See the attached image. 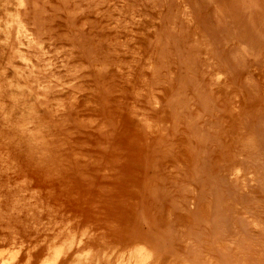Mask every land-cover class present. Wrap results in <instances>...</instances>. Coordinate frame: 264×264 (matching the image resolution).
<instances>
[{
  "label": "rangeland",
  "instance_id": "obj_1",
  "mask_svg": "<svg viewBox=\"0 0 264 264\" xmlns=\"http://www.w3.org/2000/svg\"><path fill=\"white\" fill-rule=\"evenodd\" d=\"M15 10L0 0V23ZM23 15V51L0 32V251L39 247V264L73 228L90 257L60 264H116L135 243L151 264H264V0Z\"/></svg>",
  "mask_w": 264,
  "mask_h": 264
},
{
  "label": "bare ground",
  "instance_id": "obj_2",
  "mask_svg": "<svg viewBox=\"0 0 264 264\" xmlns=\"http://www.w3.org/2000/svg\"><path fill=\"white\" fill-rule=\"evenodd\" d=\"M25 4H26V0H15V9L16 10L14 12H8V14H6V15H8V18H6L7 20H4V24L0 23V32L5 34L4 36L6 37V43L7 44L15 36H17L18 38H21V39H19L20 40V42H19L20 51L24 50V36L26 38L32 39V38H34V34H35V33H33L32 28H30L28 26V24L26 23V20L24 18L23 13H24ZM19 55L22 58L21 60L23 62L25 61L26 64H28V65L33 64L34 61L31 57L25 58L23 53H21ZM16 75H17V79H18L19 83L21 81H24L23 84L24 83L28 84V82L31 81L28 77H24V72L19 70V69L16 71ZM28 85L30 86V84H28ZM19 86H21V85H19ZM29 88H31V86ZM4 148H7V147H4ZM71 226H73V225H71ZM72 229L71 228L70 229H63V230L58 229L60 231L57 232L56 234L54 232L55 235L52 238H50L49 235L47 234L46 238L48 237L50 239H48V238L45 239V246H46L45 251L46 252H45L43 259L41 260V262L39 264H60L66 257H68V255L72 251H74L76 249H78L76 251L77 256L87 257V255H89L87 258L90 257L91 251L88 250V248L86 246V241L84 240V234L85 233H83L81 235V237L80 236L78 237L77 234L74 231H72ZM38 238H40V237H38ZM41 240H42V238H41ZM41 240H39V241H41ZM59 240H61L62 242L58 243ZM14 244H16V243H14ZM147 244H145V243L136 244L135 243L134 248L130 251V253L128 254V257L126 256L127 259L126 260L120 259V260H118V262L116 264H151L150 259L153 258V256L155 254H154V251ZM6 245H8V244H6ZM3 246H5V245H3ZM27 246H28V244H27ZM30 246H32V245H30ZM38 250H39V247L29 248L27 251L25 250L26 252L25 251L23 252V253H25L24 254V257H25L24 261L21 260L22 250L20 248L15 247V249L0 251V264H19V263L20 264H29L30 262H32V260H34L36 258V252ZM152 261H153V259H152Z\"/></svg>",
  "mask_w": 264,
  "mask_h": 264
}]
</instances>
